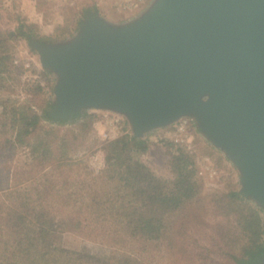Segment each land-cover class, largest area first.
Wrapping results in <instances>:
<instances>
[{"label": "rangeland", "instance_id": "1", "mask_svg": "<svg viewBox=\"0 0 264 264\" xmlns=\"http://www.w3.org/2000/svg\"><path fill=\"white\" fill-rule=\"evenodd\" d=\"M150 1L0 0V264H44L39 259L44 250L48 252L47 264H88L87 251L100 259L114 251H123L142 264H231V253H241L244 247L253 244V234L244 230L249 222H237L236 212L222 204L229 191L239 189L236 168L194 128L189 118L146 134L142 139L148 141V149L138 155L155 174L168 181L175 177L170 164L173 155L183 150L196 161L199 195L191 207L171 215L168 238L144 246L132 242L107 244L101 242L102 235L96 234L100 223L94 218L98 226L89 224L83 233L56 226L47 239L52 245L45 248L39 223H36L37 230L28 221L5 224L4 216L9 214L24 215L34 221V213L46 208L45 194H51L43 192L47 180L55 186L57 196L50 197L57 219L60 214L61 217L67 213L75 215L70 207L57 202L59 197L68 198L69 190H78L77 194L85 195L90 201L86 190H82L87 183L92 187L87 188L90 193L96 191L104 198L111 192V184L102 176L107 166L104 147L122 135H132L125 116L109 110H84L62 127V137L67 134L69 138L73 132L78 135L77 148L71 152L68 162L57 170L33 163L30 148L18 141L19 126L13 125L12 111L30 107L44 114L43 125H57V121L48 117L56 75L42 66L29 39L53 42L71 37L78 32L87 11H98L111 20L123 21ZM85 114L91 117L83 119ZM101 176L102 180L95 183ZM246 202L260 213V243L264 245V211ZM231 207L234 209L236 205ZM23 224L25 228H19Z\"/></svg>", "mask_w": 264, "mask_h": 264}, {"label": "water", "instance_id": "2", "mask_svg": "<svg viewBox=\"0 0 264 264\" xmlns=\"http://www.w3.org/2000/svg\"><path fill=\"white\" fill-rule=\"evenodd\" d=\"M28 43L56 75L50 119L109 110L144 138L189 118L264 211V0H151L123 21L87 11L73 36Z\"/></svg>", "mask_w": 264, "mask_h": 264}, {"label": "trees", "instance_id": "3", "mask_svg": "<svg viewBox=\"0 0 264 264\" xmlns=\"http://www.w3.org/2000/svg\"><path fill=\"white\" fill-rule=\"evenodd\" d=\"M47 104L48 101L45 105ZM46 106L43 110L45 112ZM24 107L12 111L13 125L19 126L18 141L30 148L33 163L44 169L47 167L59 169L68 162L71 152L77 148L78 135L73 132L72 135L69 134V138L67 134H63L62 137L61 132L65 122L57 121V125H43L42 120H46L44 114L37 113L30 107L28 109ZM88 117L91 115L85 114L83 119ZM148 146L146 139L128 134L108 142L104 147L107 166L102 176L111 184V192L103 198V195L97 194L96 191L90 193L87 188L92 187L86 183L82 190H86L90 201L85 195L77 194L78 190L74 189L71 190L72 192L69 190L68 198H56L60 205L63 203L70 207L76 216L67 213L65 217H61L60 214L57 219L58 215L54 212V207L52 210L54 201L50 197L51 194H55V186L47 180L44 183L43 192H51V194L44 193V199H48V203L46 208L34 213V221L27 219L24 215L16 214L15 217L14 214H9L4 216L5 224L17 225V222L28 221L33 223L34 229L37 230L36 223H39L40 232L43 235L41 241L45 244L43 246L45 248L47 245H52V242H47V239L56 226L83 233L86 227L89 228V224L96 223L94 218L100 223V226L96 223L100 229L97 227L93 229H97L95 231L97 235H102L101 242H107V244L122 245L132 242V244L144 246L152 241L168 238L171 215L191 207L199 195V185L195 178L196 161L189 152L180 150L171 158V169L175 177L168 181L155 174L138 157L139 154L147 151ZM47 174L46 171L44 175L47 177ZM17 175L16 173V177ZM102 176L95 183H99ZM222 204L225 208H230V211L236 212L237 222L239 220L249 222V226L244 230L248 229L253 234L252 245L244 247L241 253H231L233 255L231 264H262L258 260L264 252V245L260 243L262 218L259 211L247 203L235 190L226 194ZM26 205L29 206V201ZM232 205H236V208L233 209ZM58 209L60 210L61 206H58ZM25 226L23 224L19 228H25ZM46 254L48 252L44 250L39 258L44 264L49 262V258L45 257ZM86 254L88 264H142L138 258L131 257L123 251H114L110 253V256H104L102 259L95 257L94 253L89 251Z\"/></svg>", "mask_w": 264, "mask_h": 264}]
</instances>
